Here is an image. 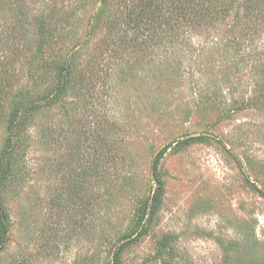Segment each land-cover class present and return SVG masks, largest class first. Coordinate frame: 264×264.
Returning a JSON list of instances; mask_svg holds the SVG:
<instances>
[{
	"label": "rangeland",
	"instance_id": "1",
	"mask_svg": "<svg viewBox=\"0 0 264 264\" xmlns=\"http://www.w3.org/2000/svg\"><path fill=\"white\" fill-rule=\"evenodd\" d=\"M144 1L0 0V264H264V4Z\"/></svg>",
	"mask_w": 264,
	"mask_h": 264
},
{
	"label": "trees",
	"instance_id": "2",
	"mask_svg": "<svg viewBox=\"0 0 264 264\" xmlns=\"http://www.w3.org/2000/svg\"><path fill=\"white\" fill-rule=\"evenodd\" d=\"M209 2L210 5H215V3H223V0H145L140 8V11L136 14V16L132 19H129V22H127L128 27L133 29V32L135 33L139 31L141 28L145 29L144 26L147 25V30L151 32L152 34L149 37V40L145 38V41L143 43H150L153 42L155 39H159L162 42L165 40L164 36H168L169 33L174 34L173 31V25L171 24V21L178 20V21H187L189 18H199L202 14L205 7L206 2ZM251 4L249 8L253 9L256 8L257 11L260 9L264 4V0H248ZM184 5V6H183ZM264 10V8H263ZM175 11V16H174ZM169 15V16H168ZM40 31H39V42L44 38L46 33V25L44 22L40 23ZM145 32V30H144ZM146 34H144L143 37H145ZM133 46L136 47L138 43V38L132 39ZM141 45V44H139ZM155 45H157L155 43ZM129 46V45H128ZM43 48V45L38 49V53L40 54L41 50ZM68 61L64 62L61 66L60 73L58 76L59 83L57 85V88L55 90V95H63L65 92L68 91V86L71 81V70L70 66L68 65ZM18 108L14 111V114L11 118V125L9 130L11 131V145L9 147H6V155L7 159H9V156L11 157V151L14 147V143L16 144L19 139L22 136V133H24L25 127L27 122L32 118L33 113L37 109L34 105H27L23 106L22 103L19 101ZM7 166H9V163H6ZM158 165L154 166L155 169ZM8 167L5 165L0 170V184L1 180L4 176L8 173ZM155 178L157 182H160V179L158 178V175L155 171L154 173ZM148 208V207H147ZM113 264H120V250L116 251L114 254Z\"/></svg>",
	"mask_w": 264,
	"mask_h": 264
}]
</instances>
